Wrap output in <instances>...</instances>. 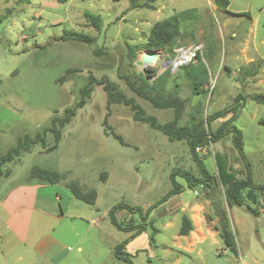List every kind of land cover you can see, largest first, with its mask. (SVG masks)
<instances>
[{"label":"rangeland","instance_id":"1","mask_svg":"<svg viewBox=\"0 0 264 264\" xmlns=\"http://www.w3.org/2000/svg\"><path fill=\"white\" fill-rule=\"evenodd\" d=\"M159 4L160 8L150 10L132 7L131 0H0V155L24 135L44 134L51 145L54 136L50 128L55 126L61 133L54 150L32 143L29 150L3 164L0 193L31 180L34 166L65 172L67 180L93 189L96 201L86 204L87 218L75 229L93 233L83 239V250L78 258H71V264H128L117 259L113 249L135 232L137 227L130 230L132 226L143 222L140 213L130 208L140 207L145 214L159 202L172 188L170 173L174 168L200 176L185 139L170 140L147 123L134 120L129 106H107L102 85L91 86L90 97L75 109L69 122L53 125V119H62L67 109L75 107L89 75L108 77L160 123L171 120L173 110L154 107L134 94L120 76L141 73L150 82L160 81L162 91L178 95L184 101L178 122L182 126L201 120L205 130L213 131L231 114L210 123L207 116L237 105L230 124L242 133L252 181L264 183V105L250 99L263 91L256 83V76H264L262 61L254 49L240 52L246 40L264 44V0H160ZM185 10L189 14L180 19L179 34L169 46L146 47L153 23ZM85 11L101 17L100 30L86 20ZM187 45L200 46L196 58L170 73L164 60L172 59L178 46ZM147 49L157 50L159 58L154 66L139 68L141 63L136 61L141 62ZM262 51L264 54V48ZM196 65L207 70L199 93L191 89L187 74ZM68 68L77 71L58 82ZM196 153L213 175V182L189 187L176 176L183 191L151 209L145 234L126 247L133 264H264V246L259 242L264 243V200L252 190V199L228 207L218 179L216 156L236 177H245L231 134ZM242 193L246 195L247 189ZM117 204L127 206L114 210L116 221L125 230L110 221L109 211ZM219 207L227 212L237 255L223 245L215 229ZM183 216L191 220L193 229L180 237ZM68 252L76 253V249L71 246Z\"/></svg>","mask_w":264,"mask_h":264},{"label":"trees","instance_id":"2","mask_svg":"<svg viewBox=\"0 0 264 264\" xmlns=\"http://www.w3.org/2000/svg\"><path fill=\"white\" fill-rule=\"evenodd\" d=\"M54 1L58 3H65L69 0ZM156 1L157 0H131V6L155 9L154 3ZM220 6L222 5L220 4ZM188 14L189 10H185L183 12H179L177 15H171L153 23L148 34L146 47L149 49H160L169 46L179 34L180 19H184V16H187ZM237 15L239 14L237 13ZM84 17L96 30L101 29L102 20L98 14L85 11ZM73 71L77 70L73 68L66 69L64 74L58 78V82L62 83L65 77ZM167 73L169 74V72ZM187 74L191 81V89L194 93H199L198 90L200 86L207 80L206 68L200 67L199 65L192 66ZM120 77L125 79L127 86L134 94L140 98L150 101L154 107L163 109L171 108L173 110L172 119L164 123L158 122L155 116L147 114L141 105H139L132 97H127L108 77L101 76L100 78H96L93 75H89L86 85L80 90V99L77 101L75 107L67 109L66 114L62 119H53L52 124L54 125L57 122L61 127L65 123L69 122L70 116L75 113V109L82 106L85 99L90 97L92 89L91 86L93 84L102 85L107 96V106L112 103L129 106L133 112L134 120L147 123L149 127L167 135L170 140L185 139L190 153L197 163L200 176L196 177L186 170L174 168L170 173L172 188L161 198L159 202L150 206L146 210L145 214H141L140 207H131V211L135 210L140 213L141 220H143V222L137 224V226H132L130 230L137 227L135 232L131 233L125 240H122L114 246L113 255L117 259H121L128 264H133L131 259L132 255L124 250L125 245L145 231L146 215H148L151 209L156 207L158 203L165 202L170 196L179 194L183 191V185L176 181V176L183 178L189 187L196 185L209 186L213 182V175L207 170L203 161L196 153V147H203L209 142H215L226 134H231L232 143L245 167V177H236L233 172L226 168L223 160H220L219 158L217 159L216 156L218 179L223 186V196L226 205L228 207H232L233 205H243L245 203V198L252 199V196L254 195L253 193H250L252 190L257 192L264 200V183L255 184L252 181L250 163L243 151L242 133L234 124H230L238 108L237 105L227 106L226 108L213 112L207 116V123H210L212 120L223 117L227 113L231 114L230 118L223 121L222 124L213 131L205 130L203 127V121L201 120H193V123L190 125L182 126L179 125L178 122L184 110V101L181 100L178 95L172 91H162L163 87H158L160 81L155 80L154 82H150L149 79L141 73H129L128 75ZM238 97L243 98V95L239 94ZM250 99L256 103L264 105V92L253 94L250 96ZM50 129L54 136L53 144L47 145L44 134L36 133L33 138L28 135H24L22 138L17 140L15 146L9 148L5 154L0 155V175L2 174L1 166L7 162L13 161V159L21 155L22 152L29 150L32 143H40L46 151L54 150L57 147V142L60 140L61 133L58 128H55V126H52ZM116 137L120 138L118 135H116ZM30 177L31 179L43 184L63 183L67 188H69L73 197L83 203L93 205L96 201V192L93 189H84L78 181L67 180L65 172L34 166L30 171ZM104 177L105 173H102V180H105ZM245 189H247V193L246 195H243L242 191ZM121 207L127 206L122 204L115 205L109 211V216L111 223H113L118 229L125 230L126 228L121 226L114 217V210ZM216 213L218 216V222L215 229L218 231L219 238L228 250H230L234 255H237L238 250L235 234L231 229L225 208L219 207L216 209ZM192 229L193 225L191 220L187 216H183L181 218L178 234L187 235Z\"/></svg>","mask_w":264,"mask_h":264},{"label":"crops","instance_id":"3","mask_svg":"<svg viewBox=\"0 0 264 264\" xmlns=\"http://www.w3.org/2000/svg\"><path fill=\"white\" fill-rule=\"evenodd\" d=\"M159 1L154 3L155 9L162 6ZM259 45L246 40L240 52L254 49L262 61L264 74V44ZM256 83L264 92V76H256ZM80 203L63 183L43 184L31 179L3 189L0 193V264H71V258H78L83 250V239L93 233L75 231L88 213L86 203ZM144 234L129 241L125 251L130 242ZM71 246L76 253L68 252ZM239 257L242 259V253Z\"/></svg>","mask_w":264,"mask_h":264},{"label":"built area","instance_id":"4","mask_svg":"<svg viewBox=\"0 0 264 264\" xmlns=\"http://www.w3.org/2000/svg\"><path fill=\"white\" fill-rule=\"evenodd\" d=\"M199 49H200L199 45L178 46L175 49V52H174L175 54L173 58L168 59L169 62H167L168 64L164 65V67L169 68L170 73H171L172 71H175L176 68L189 64L194 58H196ZM164 61H167V60H164ZM199 149H201V147L199 146L196 147V151Z\"/></svg>","mask_w":264,"mask_h":264},{"label":"water","instance_id":"5","mask_svg":"<svg viewBox=\"0 0 264 264\" xmlns=\"http://www.w3.org/2000/svg\"><path fill=\"white\" fill-rule=\"evenodd\" d=\"M156 54H159V52L157 50H145L142 61L139 62V60L136 61V64L141 63V66L143 69H145L147 66L150 65H155L156 64V59H153V56H155ZM160 55V54H159ZM166 62H169V60H167Z\"/></svg>","mask_w":264,"mask_h":264},{"label":"bare ground","instance_id":"6","mask_svg":"<svg viewBox=\"0 0 264 264\" xmlns=\"http://www.w3.org/2000/svg\"><path fill=\"white\" fill-rule=\"evenodd\" d=\"M142 58H143V55H141V57H140L141 61H142ZM158 58H159V54H156L155 56H153V59H156V62H157ZM163 64L167 65L168 63L166 61H164ZM139 68H142V67H139Z\"/></svg>","mask_w":264,"mask_h":264}]
</instances>
